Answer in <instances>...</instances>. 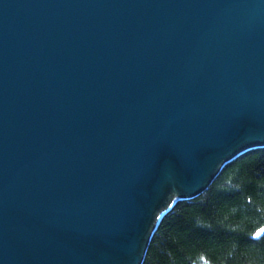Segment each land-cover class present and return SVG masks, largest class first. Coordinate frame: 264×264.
I'll return each mask as SVG.
<instances>
[{
	"label": "water",
	"instance_id": "95a60500",
	"mask_svg": "<svg viewBox=\"0 0 264 264\" xmlns=\"http://www.w3.org/2000/svg\"><path fill=\"white\" fill-rule=\"evenodd\" d=\"M263 146L264 0H0V264H140Z\"/></svg>",
	"mask_w": 264,
	"mask_h": 264
},
{
	"label": "trees",
	"instance_id": "16d2710c",
	"mask_svg": "<svg viewBox=\"0 0 264 264\" xmlns=\"http://www.w3.org/2000/svg\"><path fill=\"white\" fill-rule=\"evenodd\" d=\"M264 146L222 166L197 196L175 202L141 264H264Z\"/></svg>",
	"mask_w": 264,
	"mask_h": 264
},
{
	"label": "bare ground",
	"instance_id": "6f19581e",
	"mask_svg": "<svg viewBox=\"0 0 264 264\" xmlns=\"http://www.w3.org/2000/svg\"><path fill=\"white\" fill-rule=\"evenodd\" d=\"M158 225V224H157ZM156 228V227H155ZM155 230V229H154ZM152 235V234H151ZM148 244V243H147ZM144 254H145V252H144ZM143 257H144V255H143ZM142 261H143V259L141 260V262H140V264L142 263Z\"/></svg>",
	"mask_w": 264,
	"mask_h": 264
}]
</instances>
